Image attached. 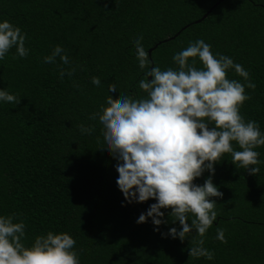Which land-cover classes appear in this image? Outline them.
Instances as JSON below:
<instances>
[{
	"label": "trees",
	"instance_id": "obj_1",
	"mask_svg": "<svg viewBox=\"0 0 264 264\" xmlns=\"http://www.w3.org/2000/svg\"><path fill=\"white\" fill-rule=\"evenodd\" d=\"M4 20L27 34L30 49L19 58L13 47L0 60V90L21 97L17 106L0 102V215L15 213L14 222L24 221L26 247L51 231L76 240L80 264H264V146L254 149L260 153L258 175L237 168L230 154L215 165L213 183L223 198H212L218 216L203 238L215 256L190 258L195 231L183 242L164 235L181 227L170 209H162L168 222L159 231L151 217L137 223L157 201L125 199L117 184L119 161L101 149L98 118L89 119L108 95L147 96L138 86L146 72L136 57L138 37L148 54L156 47L147 70H177L173 56L202 39L214 55L228 56L249 72L255 90L234 69L228 78L245 85L251 99L240 114L264 133V0H0ZM56 45L70 64L59 57L43 62ZM195 66L203 67L198 58ZM69 67L75 74L61 79L60 70ZM94 76L99 87L91 82ZM79 125H94L95 131L81 133ZM210 175L205 171L195 183L203 185ZM217 227L225 230L227 243L216 238Z\"/></svg>",
	"mask_w": 264,
	"mask_h": 264
},
{
	"label": "clouds",
	"instance_id": "obj_2",
	"mask_svg": "<svg viewBox=\"0 0 264 264\" xmlns=\"http://www.w3.org/2000/svg\"><path fill=\"white\" fill-rule=\"evenodd\" d=\"M26 38L20 27L8 20L0 22V60L13 47L19 58H26L30 52L25 47ZM142 40L140 36L134 44L139 67L146 70L138 86L147 96L134 98L122 92L118 98L108 95L105 104L89 119L98 118L105 144L101 149L106 148L119 161L117 184L125 199L129 203L157 201L139 216L137 223H146L151 217L159 231V226L168 222L162 219V209H170L172 222H179L181 227H172L164 235L183 242L195 231L196 236L190 239V258L213 260L215 254L204 247L203 238L218 216L217 202L212 198H223L213 183L215 165L230 154L237 168L258 175L260 153L254 149L264 146L259 124L246 122L240 114L241 106L251 97L244 84L228 78L229 70L234 69L248 81L247 88L255 90L256 85L242 65L228 56L214 55L211 45L202 39L173 56L177 70H161L159 66L147 70L150 60ZM57 57L63 64H70L61 45H56L43 62L53 64ZM196 58L202 62L200 69L195 66ZM75 71V67L62 68L60 78L66 74L71 77ZM91 82L98 87L101 84L95 76ZM108 90L115 93L117 86L110 84ZM0 102L17 106L21 97L3 89ZM78 127L89 135L95 131L94 125ZM205 171L212 175L203 185L195 183ZM17 219L15 213L0 215V264H80L76 240L70 234L50 231L26 247V225L23 220L14 222ZM216 231V238L227 243L225 230L217 227Z\"/></svg>",
	"mask_w": 264,
	"mask_h": 264
},
{
	"label": "water",
	"instance_id": "obj_3",
	"mask_svg": "<svg viewBox=\"0 0 264 264\" xmlns=\"http://www.w3.org/2000/svg\"><path fill=\"white\" fill-rule=\"evenodd\" d=\"M221 1H225V0H221ZM221 2H218V3H216L204 16H203V18L201 19V20H199V21H197L196 23H200L202 20H204V19H206L208 16H209V14L212 12V10L214 9V8H216L219 4H220ZM175 37H172V38H168L166 41H163L162 43H164V42H167V41H169V40H172V39H174ZM156 49V47H154V48H152V49H150L149 50V54L150 55H152V53H153V51Z\"/></svg>",
	"mask_w": 264,
	"mask_h": 264
}]
</instances>
